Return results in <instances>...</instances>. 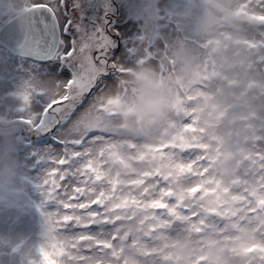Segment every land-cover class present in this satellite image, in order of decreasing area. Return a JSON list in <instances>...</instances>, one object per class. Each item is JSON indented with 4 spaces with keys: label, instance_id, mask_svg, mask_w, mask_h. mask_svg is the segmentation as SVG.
Returning <instances> with one entry per match:
<instances>
[{
    "label": "clouds",
    "instance_id": "clouds-1",
    "mask_svg": "<svg viewBox=\"0 0 264 264\" xmlns=\"http://www.w3.org/2000/svg\"><path fill=\"white\" fill-rule=\"evenodd\" d=\"M119 4L137 27L113 52L123 71L97 101L104 131L81 193L99 197L108 232L92 234L112 248L69 259L83 254L80 233L33 171L25 121L42 104L24 100L38 87L56 98L66 79L29 80L4 89L0 111V264H44L43 252L57 264H264L246 252L264 244V0Z\"/></svg>",
    "mask_w": 264,
    "mask_h": 264
},
{
    "label": "snow or ice",
    "instance_id": "snow-or-ice-1",
    "mask_svg": "<svg viewBox=\"0 0 264 264\" xmlns=\"http://www.w3.org/2000/svg\"><path fill=\"white\" fill-rule=\"evenodd\" d=\"M44 8L56 17L54 8L48 5ZM109 23L101 21L89 30L87 26L78 25L71 18L68 31L72 32L73 38L66 45L68 37H64L56 54V58L62 60L72 73L71 77L63 82L64 93L51 100L43 97L35 123L31 120L25 121L30 125L29 130L32 132L29 145V154L32 157L30 162L43 170V185L50 188V193L59 198L58 206L64 213L63 218L68 229L79 227L82 223L77 221L81 217L91 219L96 214L86 203L87 197L81 195L85 190L79 185L88 186L93 183L91 173L85 169L91 165L90 149L102 140L97 133L104 131L96 123L99 114L97 101L103 92L101 86H106L105 82L113 79L112 73L123 71L119 65L112 63L116 57L110 58L107 53H121L127 49L129 37L132 36L128 26L121 27L117 24L109 27ZM74 32L80 34L79 41ZM69 124L72 125L71 128ZM37 143H42L45 147L36 149ZM81 175L84 179H81ZM92 203L99 204V197ZM87 227L81 231L79 241L81 245L88 244L91 250L89 242L94 241L95 237L86 234ZM96 243L97 246L101 244L100 241ZM103 246L112 248L110 244ZM257 251L261 254L260 259L264 260V244H256L246 249L249 253ZM58 254L64 255L65 249L60 247ZM43 255L44 264H57L56 260L49 258L48 252H43Z\"/></svg>",
    "mask_w": 264,
    "mask_h": 264
},
{
    "label": "rangeland",
    "instance_id": "rangeland-1",
    "mask_svg": "<svg viewBox=\"0 0 264 264\" xmlns=\"http://www.w3.org/2000/svg\"><path fill=\"white\" fill-rule=\"evenodd\" d=\"M11 0H0V25L5 21L7 18L8 10L9 9H23L28 6H31L33 4H47L49 6L55 7L56 0H14L13 3H11ZM119 2V0H118ZM112 4V0H75V10L72 12L69 19L66 21V31L70 34L68 41H71L73 38L72 32L68 31L69 23L71 22V18L79 25H85L91 30V28L98 25L101 21L105 23H109V19L107 16H109V13L115 14V7L114 10H109V6ZM121 20L114 21L112 25L109 24V27H114L115 25L119 24L121 27L128 26V28L132 31V33L136 30V24L132 22V19L128 16L125 9L121 6ZM74 35L76 36V39L79 41L80 34L78 32H74ZM64 39V38H63ZM68 42H65L67 45ZM102 46V45H101ZM129 47V45H128ZM93 53H89V55H92ZM109 54V53H107ZM115 56V55H113ZM116 57V56H115ZM0 111L3 110L4 103H5V97H4V89L5 88H11L17 84H21L25 81H35L37 85L42 84L44 81L48 80H59V79H67L71 77V70L63 63L62 60H58L56 58V55L48 61L45 62H33L30 60H26L24 58H18L17 56H13L10 54L6 49L0 45ZM103 70V69H101ZM106 86L102 85L103 92H106L108 89V86L111 84V81H106ZM101 94V95H102ZM45 96V91L38 87L37 91L35 93L28 94L26 93L24 96L25 102L33 105H41L43 103V97ZM27 97V99H26ZM30 137L32 136V132L29 130ZM28 144H31V139H29ZM36 149H40L45 147L42 143H37L35 145ZM31 151V150H30ZM29 151V152H30ZM28 159L31 160L32 157L28 153ZM90 159V157H89ZM32 168L34 173L36 174L37 178H39L40 175H42L43 170L38 168L37 165L32 164ZM96 168H93L92 165H89L85 171L90 172L91 174H94L96 172ZM93 171V172H92ZM81 179H84L83 175H81ZM91 185V183L89 184ZM88 185V186H89ZM81 188H83L84 185H79ZM49 191L51 189L49 188ZM87 191H91L90 189ZM62 195V193H61ZM39 197L40 194L37 192L35 194V200L32 205L33 207V216H32V222L34 224H38L39 220ZM90 201L91 200H87ZM90 205V204H89ZM92 208H94L93 205H90ZM96 214L92 216L91 219H89L87 222L80 224L78 229L76 230V227L70 228L68 230L73 232H79L87 227L86 234L89 236H94L92 233L95 232L97 235H104L108 232V221L106 219L103 220H97V217L100 215L97 211H95ZM65 223V222H64ZM95 237V244L91 246V250H89L88 245H83L80 249L83 253L79 256V260L83 261L88 256H91L93 254L97 255H104L105 250L109 249L104 247V244H110L109 241L105 239H96ZM112 239H115L113 236ZM96 241H100V246H97ZM71 259V257H69ZM97 264H101L100 261H97Z\"/></svg>",
    "mask_w": 264,
    "mask_h": 264
},
{
    "label": "water",
    "instance_id": "water-1",
    "mask_svg": "<svg viewBox=\"0 0 264 264\" xmlns=\"http://www.w3.org/2000/svg\"><path fill=\"white\" fill-rule=\"evenodd\" d=\"M0 43L17 57L34 62L51 60L60 43L57 19L44 6L30 8L0 29Z\"/></svg>",
    "mask_w": 264,
    "mask_h": 264
},
{
    "label": "flooded vegetation",
    "instance_id": "flooded-vegetation-1",
    "mask_svg": "<svg viewBox=\"0 0 264 264\" xmlns=\"http://www.w3.org/2000/svg\"><path fill=\"white\" fill-rule=\"evenodd\" d=\"M11 1H12L11 3L14 2V0H11ZM112 4L115 5V14L109 13V16H107V18L110 21V23H109L110 25H112L114 23V21H119V19L121 18V10H120L121 6H120L118 0H112ZM36 5L45 6L47 4H42V5L41 4H36ZM55 5H56L55 7H52V6L51 7L56 10V19H57V22H58L59 33H60V43H59V47H60V44H61V41L63 40V38L64 37H68V39H69V36H70V34L65 30L66 29V24H67L66 21L69 19V17L71 16L72 12H74V10H75V0H56ZM31 6H28L26 8L20 9V10L13 9V8L9 9L8 10L9 14L7 15V18L5 19V21L0 25V29L6 23H8L10 20H12L15 16L19 15L20 13H22V12H24V11L30 9V8H32ZM66 42L69 43L70 41H66ZM0 45L3 46L1 43H0ZM6 51H8L10 54H12L9 50L6 49ZM108 53H109L108 56L110 58L114 55L113 52H108ZM56 54H57V52H56ZM13 56H15V55H13ZM18 58H20V57H18ZM0 71H1V67H0ZM100 179H103V177H100ZM82 189H84L85 191H87L89 189L92 190L91 189V185H89V186H85L84 185ZM86 203L90 204V205H93L92 201L91 202L90 201H86ZM63 221H64V218H63ZM77 229L78 228L76 227V230Z\"/></svg>",
    "mask_w": 264,
    "mask_h": 264
}]
</instances>
